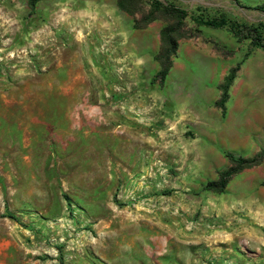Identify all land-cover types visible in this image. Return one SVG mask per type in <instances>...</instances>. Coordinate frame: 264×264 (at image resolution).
Returning <instances> with one entry per match:
<instances>
[{
	"label": "rangeland",
	"instance_id": "374dc122",
	"mask_svg": "<svg viewBox=\"0 0 264 264\" xmlns=\"http://www.w3.org/2000/svg\"><path fill=\"white\" fill-rule=\"evenodd\" d=\"M220 17L264 23V0H0V264H264V149L217 134L264 48ZM227 152L261 162L217 192Z\"/></svg>",
	"mask_w": 264,
	"mask_h": 264
},
{
	"label": "crops",
	"instance_id": "0c3cea01",
	"mask_svg": "<svg viewBox=\"0 0 264 264\" xmlns=\"http://www.w3.org/2000/svg\"><path fill=\"white\" fill-rule=\"evenodd\" d=\"M192 53H196V51L191 49L189 54ZM207 57H209L207 58L209 60L212 59L211 56ZM179 66L181 65L179 64ZM208 72L215 75L212 65H210ZM245 81H243V87H238L237 91L232 93L227 121L223 123L219 133H217L218 131L216 133L220 136V142L233 144L232 147L235 149H243L250 146V144L255 145V143L261 144L260 147L264 149V87H256L254 79L251 80L249 77ZM188 97H182V106L195 104V98ZM215 97V88L208 86L204 93V101L210 103ZM205 112L210 115L219 113L211 106L207 107ZM260 172L258 173L260 174ZM262 173L264 174V166ZM237 187H240V185L238 184ZM249 187V183L244 181L240 188L249 190ZM259 193L263 197L262 205L264 208V187L259 190ZM262 240L264 245V238Z\"/></svg>",
	"mask_w": 264,
	"mask_h": 264
},
{
	"label": "trees",
	"instance_id": "16d2710c",
	"mask_svg": "<svg viewBox=\"0 0 264 264\" xmlns=\"http://www.w3.org/2000/svg\"><path fill=\"white\" fill-rule=\"evenodd\" d=\"M38 1L39 0H29V5L31 8L34 9ZM167 9L169 13L177 15L179 22H181V20L187 16V11L184 9H178L175 7ZM199 21L205 25L217 28L229 26L234 34H245L246 37L251 38L253 45L264 48V23L262 22L256 25H241L236 22L229 23L224 17L200 19ZM179 28L180 23L178 24V27L166 26L162 30V43L160 50L156 55V58L159 60L162 67L160 70L162 77H165L168 74L173 64V55H175L177 52L178 39L179 36H181ZM237 69L238 66L231 70V72L226 77L225 82L221 86L223 89V94L221 99L217 102V105L221 107L223 113L226 112V102L229 98V89L235 79ZM227 156L233 162V165L226 168L225 170H222L217 180L208 182L206 185L207 188L213 189L217 192H224L228 183L235 174L246 167H250L261 162V158L248 159L245 157H238L233 152H227Z\"/></svg>",
	"mask_w": 264,
	"mask_h": 264
}]
</instances>
